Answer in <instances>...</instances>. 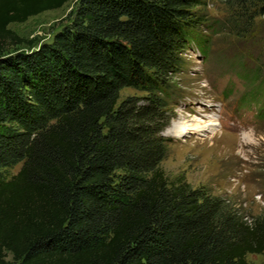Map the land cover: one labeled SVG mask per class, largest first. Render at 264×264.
<instances>
[{
    "label": "trees",
    "instance_id": "trees-1",
    "mask_svg": "<svg viewBox=\"0 0 264 264\" xmlns=\"http://www.w3.org/2000/svg\"><path fill=\"white\" fill-rule=\"evenodd\" d=\"M71 1L0 0V264L264 255V216L160 168L172 82L204 51L202 0H78L50 43L8 28ZM126 88L145 95L117 105Z\"/></svg>",
    "mask_w": 264,
    "mask_h": 264
},
{
    "label": "rangeland",
    "instance_id": "rangeland-1",
    "mask_svg": "<svg viewBox=\"0 0 264 264\" xmlns=\"http://www.w3.org/2000/svg\"><path fill=\"white\" fill-rule=\"evenodd\" d=\"M77 2L8 28L37 44L50 43ZM262 6L260 0H202L198 11L204 23L196 33L204 51L191 44L172 82L170 120L163 131L167 152L160 164L169 183L182 179L206 188L250 217L264 216ZM144 95L123 89L117 105ZM20 168L6 171V178ZM246 262L264 264V255H247Z\"/></svg>",
    "mask_w": 264,
    "mask_h": 264
},
{
    "label": "bare ground",
    "instance_id": "bare-ground-1",
    "mask_svg": "<svg viewBox=\"0 0 264 264\" xmlns=\"http://www.w3.org/2000/svg\"><path fill=\"white\" fill-rule=\"evenodd\" d=\"M214 125H215V123H210V124H209V126H214ZM179 131H184V128L179 127Z\"/></svg>",
    "mask_w": 264,
    "mask_h": 264
}]
</instances>
